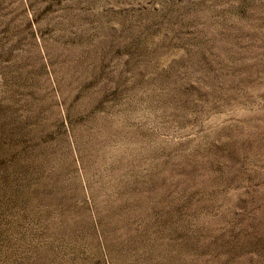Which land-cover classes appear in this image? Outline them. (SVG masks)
<instances>
[{
	"label": "rangeland",
	"instance_id": "1",
	"mask_svg": "<svg viewBox=\"0 0 264 264\" xmlns=\"http://www.w3.org/2000/svg\"><path fill=\"white\" fill-rule=\"evenodd\" d=\"M0 264H264V0H0Z\"/></svg>",
	"mask_w": 264,
	"mask_h": 264
}]
</instances>
